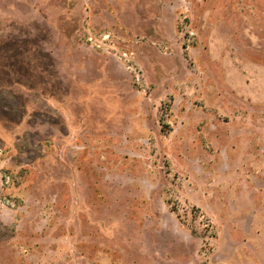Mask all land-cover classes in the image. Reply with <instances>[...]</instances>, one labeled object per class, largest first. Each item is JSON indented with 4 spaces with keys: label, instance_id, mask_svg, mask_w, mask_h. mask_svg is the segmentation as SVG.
<instances>
[{
    "label": "rangeland",
    "instance_id": "374dc122",
    "mask_svg": "<svg viewBox=\"0 0 264 264\" xmlns=\"http://www.w3.org/2000/svg\"><path fill=\"white\" fill-rule=\"evenodd\" d=\"M0 264H264V0H0Z\"/></svg>",
    "mask_w": 264,
    "mask_h": 264
},
{
    "label": "built area",
    "instance_id": "2783aa9c",
    "mask_svg": "<svg viewBox=\"0 0 264 264\" xmlns=\"http://www.w3.org/2000/svg\"><path fill=\"white\" fill-rule=\"evenodd\" d=\"M108 36L107 35H103L102 36V40H107ZM124 57H126V53L123 54ZM8 203V201L6 202V204ZM11 206H13V203H10Z\"/></svg>",
    "mask_w": 264,
    "mask_h": 264
}]
</instances>
